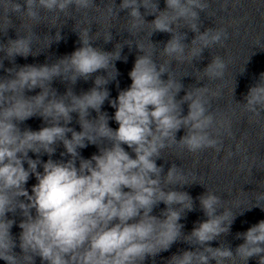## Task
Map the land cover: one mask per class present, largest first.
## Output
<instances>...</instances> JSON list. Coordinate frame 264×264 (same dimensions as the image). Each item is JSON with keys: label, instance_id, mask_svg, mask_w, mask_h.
Returning a JSON list of instances; mask_svg holds the SVG:
<instances>
[{"label": "clouds", "instance_id": "9594fccd", "mask_svg": "<svg viewBox=\"0 0 264 264\" xmlns=\"http://www.w3.org/2000/svg\"><path fill=\"white\" fill-rule=\"evenodd\" d=\"M164 3L163 9L159 0L104 3L109 24L119 12L126 11L124 31L133 38L144 32L145 25L152 26L150 32H144L151 51L138 39L117 43L112 51L94 47L96 39L112 41V27L91 34V24L86 20L84 27L73 26L80 46L72 53L53 64L15 65L17 56L37 54L32 47L34 40L41 42L34 31L36 26L46 23L56 28L54 35L43 38L50 47L63 39L62 26H55L61 14L67 21L74 19L73 13L87 14L100 6L95 0H0V33L7 36L9 29L16 31L15 39L0 42V69L6 73L0 77V260L5 264H36L37 257L41 264H145L178 241L188 244L189 249L173 253L166 264H248L253 258L257 264H264V219L236 234L243 242L235 249L212 247L213 241L231 231L237 216L230 209L218 212L220 197L207 191L196 198L206 219L196 222L185 234L180 221L194 211V200L188 192L168 186L183 188L188 183L186 176L174 164L162 176L163 165L156 162L163 150L174 144L190 152L208 148L219 152L220 129L232 135L230 123L217 121L209 112L206 86L177 99L184 85L171 70L173 60L184 63L201 57L205 49L221 44L227 33L218 28L200 30V14L207 12L209 0ZM148 15L154 19L147 21ZM13 16L20 21L18 26ZM181 28L195 34L190 47L184 43L187 32ZM156 32L171 36L160 50L165 58L160 63L154 58L157 44L151 40ZM125 45H135L141 54L128 72L130 85L119 89L116 62H127V56H122ZM4 60L14 66L5 68ZM226 68L223 58L214 56L203 74L209 80L220 79ZM244 71L245 67L241 74ZM100 72L104 74L98 75ZM93 77V87L80 94L68 89L60 96L52 88L57 78L75 84ZM113 81L119 89L115 98L107 87ZM35 89H40L36 95L26 94ZM232 92L235 94V88ZM106 101L115 110L111 117L101 111ZM243 101L244 109L254 117L264 113V72L248 88ZM184 104L188 107L186 115ZM93 111L97 115L90 118ZM73 113L80 131L69 126ZM35 116L45 126L39 130L20 127ZM110 120L118 127L111 128ZM214 128L216 137L210 132ZM181 129L185 134L177 141ZM58 145L64 151L61 159L54 160L51 157ZM88 145H95L98 151L84 158L79 150ZM43 155L49 158L40 159ZM32 177L36 183L29 190ZM255 201L245 210L259 207L264 211V191ZM161 203L165 208L159 216L153 215ZM9 213H19L18 225L8 218ZM14 225L21 230L18 237L12 234Z\"/></svg>", "mask_w": 264, "mask_h": 264}, {"label": "water", "instance_id": "95a60500", "mask_svg": "<svg viewBox=\"0 0 264 264\" xmlns=\"http://www.w3.org/2000/svg\"><path fill=\"white\" fill-rule=\"evenodd\" d=\"M107 0H95L100 7L95 11L89 10L87 14L73 13L74 19L65 21L63 14L60 20L55 21V26L60 28L61 39L59 42H53L51 47L62 52L65 55L72 53L79 44V37L73 26L77 29L86 26L85 21L91 24V34L98 30L103 32L108 27H112L113 39L109 43H104L103 39H96L93 42L94 47H101L106 51H112L114 45L123 43L125 40H140L147 51H151V46L145 33L150 32L152 26L145 25L144 32L133 38L125 30L126 11L119 12V17L113 19L109 24L104 9V3ZM121 0H115L119 5ZM226 7H222L223 5ZM210 7L207 12L200 14L201 31L207 28L224 29L227 38L222 40L210 49H205L201 57L194 58L190 62L177 63L172 61L171 70L174 76L179 80L184 88L177 96L179 100L187 91L194 88L206 86L209 90L207 95L209 104L208 110L217 121H224L231 125V132L253 142L264 149V113L260 117H254L252 113L246 111L243 107V98L248 88L256 82L260 73L264 72V0H209ZM159 7H165L164 0H159ZM144 9H141L143 13ZM51 15V14H49ZM14 23L18 26L20 21L12 17ZM147 21L154 19V16L145 17ZM99 21L100 25L96 22ZM75 24V25H74ZM101 26V27H100ZM37 36L43 41L47 34L54 35L56 28H50L46 23H41L34 28ZM181 32H187V38L184 43L191 46L194 33L186 28H181ZM171 38L168 33L156 32L151 40L157 44L154 58L160 63L165 59L160 56V50L163 44ZM187 51V50H186ZM139 53L133 45L129 48L123 47L122 56H127V62L117 61L116 68L119 71L117 80L130 85L131 81L128 72L131 70L135 58ZM214 56H220L227 64L223 78L209 80L203 74L204 68L210 63ZM245 67V71L241 74ZM103 73V72H101ZM104 74V73H103ZM164 79H167L165 75ZM235 88V94L232 90ZM217 93V95H213ZM183 109L188 110L187 104Z\"/></svg>", "mask_w": 264, "mask_h": 264}]
</instances>
